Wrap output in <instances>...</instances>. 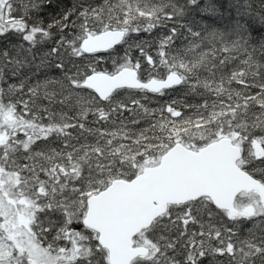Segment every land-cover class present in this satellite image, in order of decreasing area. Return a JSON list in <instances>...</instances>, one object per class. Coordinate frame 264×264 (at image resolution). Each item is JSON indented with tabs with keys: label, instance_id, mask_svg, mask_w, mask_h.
Returning a JSON list of instances; mask_svg holds the SVG:
<instances>
[{
	"label": "snow or ice",
	"instance_id": "6c2138e0",
	"mask_svg": "<svg viewBox=\"0 0 264 264\" xmlns=\"http://www.w3.org/2000/svg\"><path fill=\"white\" fill-rule=\"evenodd\" d=\"M256 5L0 0V264H264Z\"/></svg>",
	"mask_w": 264,
	"mask_h": 264
},
{
	"label": "trees",
	"instance_id": "16d2710c",
	"mask_svg": "<svg viewBox=\"0 0 264 264\" xmlns=\"http://www.w3.org/2000/svg\"><path fill=\"white\" fill-rule=\"evenodd\" d=\"M234 0H219V3L222 5L220 11L223 14V18L222 19H217L215 21V23H213L212 21H205V23H209L212 24L213 27L216 28H220V29H228L229 26L232 23H235L237 21H239L240 23H244L247 24L250 22V17L249 16H238L237 15V10L235 7H230V3H233ZM257 8V21L255 24V27L257 29H264V24H261L259 21V16L261 15V13L259 12V5L255 6ZM249 31L251 32V29H249ZM251 34L256 37L257 39L259 38L256 32H251Z\"/></svg>",
	"mask_w": 264,
	"mask_h": 264
}]
</instances>
